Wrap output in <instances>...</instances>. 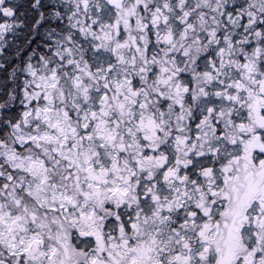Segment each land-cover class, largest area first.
<instances>
[{"label":"snow or ice","instance_id":"snow-or-ice-1","mask_svg":"<svg viewBox=\"0 0 264 264\" xmlns=\"http://www.w3.org/2000/svg\"><path fill=\"white\" fill-rule=\"evenodd\" d=\"M0 264H264V0H0Z\"/></svg>","mask_w":264,"mask_h":264}]
</instances>
